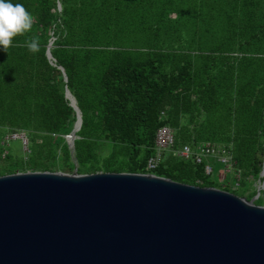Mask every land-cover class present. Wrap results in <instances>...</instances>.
<instances>
[{
    "label": "trees",
    "instance_id": "1",
    "mask_svg": "<svg viewBox=\"0 0 264 264\" xmlns=\"http://www.w3.org/2000/svg\"><path fill=\"white\" fill-rule=\"evenodd\" d=\"M12 2L24 5L33 25L0 50V162L9 160L7 134L25 133L28 152L0 176L72 173L64 137L76 117L66 88L82 118L78 174H153L255 196L257 180L264 181V0ZM33 38L36 53L26 46ZM50 40L53 65L45 57ZM161 126L172 131L173 145L148 171ZM202 143L227 150L229 180L228 172L218 180L225 168L215 158L196 164L177 154ZM254 204L264 206V187Z\"/></svg>",
    "mask_w": 264,
    "mask_h": 264
},
{
    "label": "water",
    "instance_id": "2",
    "mask_svg": "<svg viewBox=\"0 0 264 264\" xmlns=\"http://www.w3.org/2000/svg\"><path fill=\"white\" fill-rule=\"evenodd\" d=\"M64 97L76 117L64 137L73 171L0 176V264H264V206L254 204L264 181L247 200L153 174H78L82 118Z\"/></svg>",
    "mask_w": 264,
    "mask_h": 264
},
{
    "label": "built area",
    "instance_id": "3",
    "mask_svg": "<svg viewBox=\"0 0 264 264\" xmlns=\"http://www.w3.org/2000/svg\"><path fill=\"white\" fill-rule=\"evenodd\" d=\"M9 139H19L22 148L25 151H27L26 146L28 140L25 133L16 132L5 135L4 141L7 142V140ZM173 141H174V137L172 131L168 127L161 126L160 128L157 129L154 139L156 153L154 157L150 158L147 161L146 169L148 171H151L156 168L158 162L161 159V152L165 149H169L173 145ZM177 154L183 157L184 159H188L190 156H192L196 164L202 163L205 157H213L216 159L218 163L224 165L225 169H227L226 167L230 166L227 150L222 147H218V146L216 147L207 143H202L198 147H196L194 153L191 152L188 146H183L181 150L178 151ZM204 171L205 174H210L211 173L210 166L206 165Z\"/></svg>",
    "mask_w": 264,
    "mask_h": 264
},
{
    "label": "clouds",
    "instance_id": "4",
    "mask_svg": "<svg viewBox=\"0 0 264 264\" xmlns=\"http://www.w3.org/2000/svg\"><path fill=\"white\" fill-rule=\"evenodd\" d=\"M33 17L22 3L12 0H0V50L13 46V39L32 29ZM28 50L36 53L40 50L38 38L26 44Z\"/></svg>",
    "mask_w": 264,
    "mask_h": 264
},
{
    "label": "rangeland",
    "instance_id": "5",
    "mask_svg": "<svg viewBox=\"0 0 264 264\" xmlns=\"http://www.w3.org/2000/svg\"><path fill=\"white\" fill-rule=\"evenodd\" d=\"M28 140V139H27ZM28 147V142H27V146L26 148ZM26 152H28V149L27 151H25L23 148H22V145H21V142L19 139H9L7 140L6 144H5V153H7L8 155V161L7 162H3L1 161L0 162V169H2L5 165H8L10 164L11 162H16V163H19L20 160L23 158V159H26V155H24ZM227 171H223V170H219L218 173H217V177H218V180L219 181H223L222 179L224 178V175H225V172H228L230 171V167H226ZM226 177H227V180L230 179V173H226ZM237 175V173L235 174ZM224 184L226 185H230L232 186L231 184H229V182H225ZM257 184V182H256ZM233 187V186H232ZM235 188V187H233Z\"/></svg>",
    "mask_w": 264,
    "mask_h": 264
},
{
    "label": "crops",
    "instance_id": "6",
    "mask_svg": "<svg viewBox=\"0 0 264 264\" xmlns=\"http://www.w3.org/2000/svg\"><path fill=\"white\" fill-rule=\"evenodd\" d=\"M221 165H222V164H221ZM210 168H211V167H210ZM224 168H225V166H224ZM211 170H212V169H211ZM221 170H222V169H221ZM223 171H224V170H223ZM225 171H227V170H225ZM236 178H237V177H236ZM223 179H224V178H223ZM223 179H222V180H223ZM237 179H238V178H237Z\"/></svg>",
    "mask_w": 264,
    "mask_h": 264
}]
</instances>
